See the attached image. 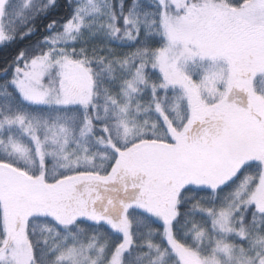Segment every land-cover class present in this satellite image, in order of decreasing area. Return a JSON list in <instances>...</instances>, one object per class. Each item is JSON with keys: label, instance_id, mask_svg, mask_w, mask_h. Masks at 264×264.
Segmentation results:
<instances>
[{"label": "snow or ice", "instance_id": "1", "mask_svg": "<svg viewBox=\"0 0 264 264\" xmlns=\"http://www.w3.org/2000/svg\"><path fill=\"white\" fill-rule=\"evenodd\" d=\"M0 264H264V0H0Z\"/></svg>", "mask_w": 264, "mask_h": 264}, {"label": "trees", "instance_id": "2", "mask_svg": "<svg viewBox=\"0 0 264 264\" xmlns=\"http://www.w3.org/2000/svg\"><path fill=\"white\" fill-rule=\"evenodd\" d=\"M0 58H2V54H0Z\"/></svg>", "mask_w": 264, "mask_h": 264}]
</instances>
